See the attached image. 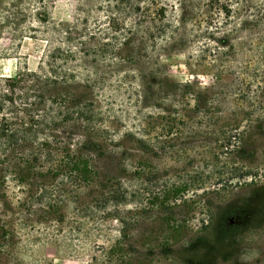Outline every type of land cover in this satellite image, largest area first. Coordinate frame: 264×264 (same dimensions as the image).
<instances>
[{"label":"rangeland","instance_id":"374dc122","mask_svg":"<svg viewBox=\"0 0 264 264\" xmlns=\"http://www.w3.org/2000/svg\"><path fill=\"white\" fill-rule=\"evenodd\" d=\"M16 1L0 0L3 80L36 71L45 46L3 25ZM48 3L54 22L79 14ZM247 59L242 90L185 54L126 61L120 92L88 93L93 125L39 136L71 158L0 156V264H264V59Z\"/></svg>","mask_w":264,"mask_h":264},{"label":"trees","instance_id":"16d2710c","mask_svg":"<svg viewBox=\"0 0 264 264\" xmlns=\"http://www.w3.org/2000/svg\"><path fill=\"white\" fill-rule=\"evenodd\" d=\"M20 1L5 10L3 25L13 39L45 46L36 71L0 79L8 93L0 97V156L25 167L44 152L72 157L69 141L61 148L38 143L39 136L63 124L93 125L90 95H104L112 83L120 92L126 61L185 54L217 76L234 75L242 90L253 81L247 58L264 59V0H77L79 14L70 23L52 20L49 0ZM114 75L121 79L114 82Z\"/></svg>","mask_w":264,"mask_h":264}]
</instances>
